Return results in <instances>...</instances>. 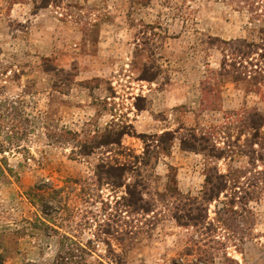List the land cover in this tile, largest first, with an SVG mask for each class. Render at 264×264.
I'll return each mask as SVG.
<instances>
[{
	"label": "rangeland",
	"instance_id": "1",
	"mask_svg": "<svg viewBox=\"0 0 264 264\" xmlns=\"http://www.w3.org/2000/svg\"><path fill=\"white\" fill-rule=\"evenodd\" d=\"M0 264H264V0H0Z\"/></svg>",
	"mask_w": 264,
	"mask_h": 264
},
{
	"label": "trees",
	"instance_id": "2",
	"mask_svg": "<svg viewBox=\"0 0 264 264\" xmlns=\"http://www.w3.org/2000/svg\"><path fill=\"white\" fill-rule=\"evenodd\" d=\"M168 134H169V132H165V135H168ZM194 137H195V136H194ZM195 138H197V137H195ZM201 139H205V140H206V137H205V136H202ZM181 142H182L183 146H185V147L188 146V145H186V142L184 141V139H181ZM189 146H191V145H189ZM191 148L196 149L197 146H195V145L193 146V145H192ZM210 179H211V178H209L208 175H207V180L210 181Z\"/></svg>",
	"mask_w": 264,
	"mask_h": 264
}]
</instances>
